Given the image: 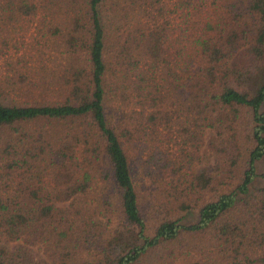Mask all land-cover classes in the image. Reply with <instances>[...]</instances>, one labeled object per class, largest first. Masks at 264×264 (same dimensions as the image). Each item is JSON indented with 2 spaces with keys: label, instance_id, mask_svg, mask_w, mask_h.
I'll use <instances>...</instances> for the list:
<instances>
[{
  "label": "trees",
  "instance_id": "1",
  "mask_svg": "<svg viewBox=\"0 0 264 264\" xmlns=\"http://www.w3.org/2000/svg\"><path fill=\"white\" fill-rule=\"evenodd\" d=\"M21 18L0 264H264V0H0Z\"/></svg>",
  "mask_w": 264,
  "mask_h": 264
},
{
  "label": "rangeland",
  "instance_id": "2",
  "mask_svg": "<svg viewBox=\"0 0 264 264\" xmlns=\"http://www.w3.org/2000/svg\"><path fill=\"white\" fill-rule=\"evenodd\" d=\"M12 22L13 26L11 22H3L2 19H0V77L4 75L9 76L11 77L10 81L13 82V84L7 82L3 85L0 84V95L7 99L31 100L40 96L39 88L31 82L30 77L39 78L41 73L33 66H40L42 62L34 59L30 62L28 61L29 64H25L27 67L23 68L20 66L22 64L21 59H17L15 56L17 55L16 52H19L25 53L24 57L29 58L28 54L33 46L32 39H35V36H37L36 30L39 22L35 21L34 18H21L18 21ZM12 66L25 73L27 79L21 80ZM260 165L264 168V161L261 162ZM194 217L195 213L189 215L191 219ZM25 238L27 242L23 245L29 247L30 244H32L30 243L31 239L28 236H25ZM4 241L5 238L0 237V243L2 244ZM36 244L38 247H34L35 244L32 245L33 248L38 250L37 256L48 259V256L52 255L53 251L49 249L46 244H39L38 242H36ZM20 260L25 264H33L27 252L21 254Z\"/></svg>",
  "mask_w": 264,
  "mask_h": 264
}]
</instances>
